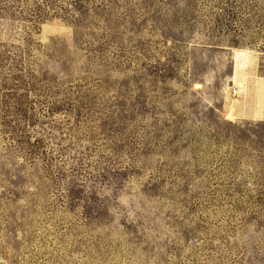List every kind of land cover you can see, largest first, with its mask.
<instances>
[{
    "label": "rangeland",
    "instance_id": "374dc122",
    "mask_svg": "<svg viewBox=\"0 0 264 264\" xmlns=\"http://www.w3.org/2000/svg\"><path fill=\"white\" fill-rule=\"evenodd\" d=\"M0 264H264V0H0Z\"/></svg>",
    "mask_w": 264,
    "mask_h": 264
},
{
    "label": "bare ground",
    "instance_id": "6f19581e",
    "mask_svg": "<svg viewBox=\"0 0 264 264\" xmlns=\"http://www.w3.org/2000/svg\"><path fill=\"white\" fill-rule=\"evenodd\" d=\"M243 52L237 51V53H236V72L233 75L232 80H230L231 81V85H232L231 89L236 88V87H238V88L240 87V88L246 89V86H245L246 78L248 79V77H247L248 75H247V71L246 70H248L247 69L248 66L252 65L251 63L254 60L252 61L251 57L248 55L249 54L248 51H247L248 54L245 53L246 51L244 53ZM231 89L229 88V90H231ZM227 92H228V88H227ZM228 116H229L230 119L236 120V118L233 117L231 114H228Z\"/></svg>",
    "mask_w": 264,
    "mask_h": 264
},
{
    "label": "crops",
    "instance_id": "0c3cea01",
    "mask_svg": "<svg viewBox=\"0 0 264 264\" xmlns=\"http://www.w3.org/2000/svg\"><path fill=\"white\" fill-rule=\"evenodd\" d=\"M258 86H259V81H258V83H257V87H256V91H255V94H256V102H257V90H258ZM243 90H245V89H243ZM232 110L234 111L233 108H232ZM257 113H258V110H257V108H256V111H255V113H254L255 118L257 117Z\"/></svg>",
    "mask_w": 264,
    "mask_h": 264
}]
</instances>
